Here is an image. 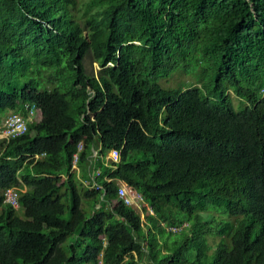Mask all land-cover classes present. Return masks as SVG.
I'll return each mask as SVG.
<instances>
[{"label": "trees", "instance_id": "obj_1", "mask_svg": "<svg viewBox=\"0 0 264 264\" xmlns=\"http://www.w3.org/2000/svg\"><path fill=\"white\" fill-rule=\"evenodd\" d=\"M25 103L46 117L0 141V264H264V0H0V112Z\"/></svg>", "mask_w": 264, "mask_h": 264}, {"label": "built area", "instance_id": "obj_2", "mask_svg": "<svg viewBox=\"0 0 264 264\" xmlns=\"http://www.w3.org/2000/svg\"><path fill=\"white\" fill-rule=\"evenodd\" d=\"M25 113L13 111L11 112L5 119L4 123L0 126V141L5 142L14 138L19 137L20 135L24 134L28 130V122L30 120H33V118L36 116V112L38 111L37 106L34 103H25ZM84 149V143L79 142L77 146V150L73 154V171H76L79 173L80 166V156L81 152ZM97 152V151H95ZM109 157L114 161H119L121 157V152L117 149H113L109 155ZM100 174V171L98 169H94L91 172V176L89 179H86L85 182L87 184H90L93 188H101L102 186L98 185V183L95 181L96 176ZM119 197L128 205H131L138 208L139 204L141 205V202L144 201L143 196L137 192L135 189L128 186L127 183L124 182L123 185H120L119 187ZM5 200L12 204L15 207H20L19 202V192L18 189L15 187L8 188L5 191ZM148 207V206H147ZM148 209L154 213L153 209L151 207H148ZM187 226V223H184L182 225H170L168 226V230L171 232H178L181 231L183 228ZM103 264V263H101Z\"/></svg>", "mask_w": 264, "mask_h": 264}, {"label": "rangeland", "instance_id": "obj_3", "mask_svg": "<svg viewBox=\"0 0 264 264\" xmlns=\"http://www.w3.org/2000/svg\"><path fill=\"white\" fill-rule=\"evenodd\" d=\"M85 1L87 0H80L81 3H84ZM86 64H87V68H88V71L90 73H97V71L99 70V65L97 62H93L92 59L89 57L87 58L86 60ZM189 82L188 84H197V80L195 77H193L192 75L190 74H186V73H176L174 74L171 78H168V79H162L161 80V83L164 85V86H169V87H174L176 85H178L179 83H182V82ZM230 94L232 96V100H233V103H234V108L239 111L240 109H242L244 107V103L243 101L241 100V98L239 96L236 95L235 92H233L232 90H230ZM2 114V124L4 123L5 121V118L7 117V111H3L1 110L0 112ZM40 119V116L38 117H34V119ZM147 207V204H145V200L143 202H141V205L139 204V206H137L138 210L142 213V216H143V208L144 207ZM210 212L212 214H214L215 216V223H218V222H222V220H235L234 217H231V216H228L226 214H223L221 213L220 211H217V210H210ZM18 213L21 215V216H24V212L22 209H19ZM145 217V216H143ZM177 221L179 220L178 217H176ZM170 226V225H167V227ZM190 227V226H189ZM209 241L212 245V247H214L220 240V236L219 235H210L209 237Z\"/></svg>", "mask_w": 264, "mask_h": 264}, {"label": "crops", "instance_id": "obj_4", "mask_svg": "<svg viewBox=\"0 0 264 264\" xmlns=\"http://www.w3.org/2000/svg\"><path fill=\"white\" fill-rule=\"evenodd\" d=\"M11 112H13V111H11V110L7 111V116H8ZM24 113H25V112H24ZM25 114H26V113H25ZM37 116H38V117L40 116V119H44V118L46 117V113H45L44 111L38 109V111L36 112V117H37ZM5 119H6V118H5ZM37 119H38V118H37ZM94 154L96 155L97 152H94ZM80 173H81V170L79 171V173H77L78 176H80ZM90 176H91V173H90ZM119 183H120V185H123V184H124L123 181H120ZM145 204H147V203L145 202ZM147 206L150 207L148 204H147ZM145 207H146V206H145ZM148 207H147V208H148ZM143 212H144V208H143ZM143 216H145V212L143 213ZM143 218H144V217H143Z\"/></svg>", "mask_w": 264, "mask_h": 264}]
</instances>
